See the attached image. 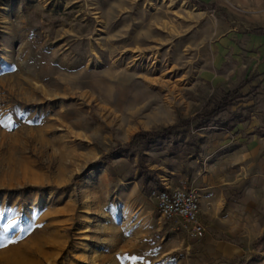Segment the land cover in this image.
Segmentation results:
<instances>
[{
    "label": "rangeland",
    "instance_id": "rangeland-1",
    "mask_svg": "<svg viewBox=\"0 0 264 264\" xmlns=\"http://www.w3.org/2000/svg\"><path fill=\"white\" fill-rule=\"evenodd\" d=\"M195 1L0 0V264H264V0Z\"/></svg>",
    "mask_w": 264,
    "mask_h": 264
},
{
    "label": "built area",
    "instance_id": "built-area-1",
    "mask_svg": "<svg viewBox=\"0 0 264 264\" xmlns=\"http://www.w3.org/2000/svg\"><path fill=\"white\" fill-rule=\"evenodd\" d=\"M161 184L162 187L155 192L160 218L181 223L190 238L201 239L205 228L200 219V202L194 191L183 183L176 186Z\"/></svg>",
    "mask_w": 264,
    "mask_h": 264
},
{
    "label": "trees",
    "instance_id": "trees-1",
    "mask_svg": "<svg viewBox=\"0 0 264 264\" xmlns=\"http://www.w3.org/2000/svg\"><path fill=\"white\" fill-rule=\"evenodd\" d=\"M195 3H196L197 6H199L200 8H202L204 10L208 9V5L206 3H204V2H200V1L196 0ZM252 33H254L256 35H264V28H257L255 30H253ZM247 83H249V80L245 79L239 85H237L236 88H234L231 91H228L223 96V98L214 105V107L210 110V112H205L206 113L205 117H207L209 115H213L218 110L229 106L232 103V101L234 100V98L239 96L241 88L244 85H246ZM198 117H200V115ZM169 131H170V129L167 128L166 130H164L162 132H156V133L140 132V133H137L134 136L133 139H137V140H139L141 142L148 143V142L154 141L155 139H157V138H159L161 136L168 135ZM154 187L155 188H154L153 192L154 191L156 192L158 189H160L162 187V184L158 180V178H156V180H155V186ZM263 240H264V236L258 238L255 244H257L258 242L263 241Z\"/></svg>",
    "mask_w": 264,
    "mask_h": 264
},
{
    "label": "crops",
    "instance_id": "crops-1",
    "mask_svg": "<svg viewBox=\"0 0 264 264\" xmlns=\"http://www.w3.org/2000/svg\"><path fill=\"white\" fill-rule=\"evenodd\" d=\"M167 185H169L167 182H165ZM170 186V185H169ZM200 219L202 221V216H201V206H200Z\"/></svg>",
    "mask_w": 264,
    "mask_h": 264
}]
</instances>
